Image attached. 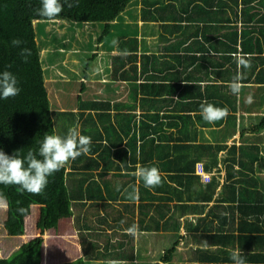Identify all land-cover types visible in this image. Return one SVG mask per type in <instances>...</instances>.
<instances>
[{
  "label": "trees",
  "instance_id": "1",
  "mask_svg": "<svg viewBox=\"0 0 264 264\" xmlns=\"http://www.w3.org/2000/svg\"><path fill=\"white\" fill-rule=\"evenodd\" d=\"M143 1L141 8L147 16L154 17L153 12L158 11L164 16L169 11V8L171 15L182 14V20H176L177 24H175L179 29L182 23H185L186 27H191L195 24L200 26L201 21L206 20L201 19L202 16L198 7L202 9L201 7L205 4L220 6L225 15H219L218 19H222L221 26L224 28H230L231 21H235L236 18L242 19L245 24L259 23L258 25H246L248 29L245 27L242 30L241 39H246L247 41H244V44L248 43L250 45L249 49H246L243 44L242 50L245 52L248 50V52H251L250 54L262 52L264 47V0H233V3L231 2L232 0H187L183 4V8L176 7L172 3H167V7H165L163 0ZM133 2L134 0H60L63 10L54 21H47L37 14V9L41 7L40 0H0V73L5 71L12 73L18 81L17 86L20 88L19 95L8 99H0V126L6 129L32 127L34 131L37 130L41 135L44 134L46 136L47 132L50 134L55 132L56 135L61 137L66 136L69 128L78 126L82 135L91 137L89 153L86 155L82 154L75 160L70 161L72 170L68 172L70 180L69 185H67L68 196L77 208L76 226L79 236H81L83 255L75 260L63 261L59 264H116L121 261L138 259L134 249L131 254L123 251V249L119 250L122 247H126L125 242H123L124 239L119 241L121 242L120 246L112 244L116 240L113 239V232H117L120 228L121 223L119 221H122L123 216L121 211H119L120 215L116 216L114 214L113 207H117L111 204L112 201L117 198L120 199L121 195V205L125 211L132 213L133 217L135 208L138 207L141 215H143L139 221L146 230H152L154 227L157 228L156 230H161L162 228L174 226L175 230L178 231L179 225L174 220L177 212L184 214L191 210H198L200 205L195 201L199 200L201 192L206 191L205 200H209L208 198H212L217 188V182L211 181L212 176L210 178L211 182L208 181L207 185L200 181L202 177L198 174V165L201 163L203 169L207 172H212L211 169L216 166L218 173H220L221 163L219 160L222 158V164L226 168L228 178H231L234 170L237 157L236 145L227 148V145L223 143L209 144L198 142L196 139L197 127L191 125L188 121L191 118L190 116L182 113L184 111V108L182 109L184 103L182 97L174 100L175 95H164L169 93L166 86H173L172 83L137 84L138 65L136 62L127 64L125 69L120 71V67H117L116 64V59H120V53L116 55L111 51L108 60H106L107 53H100L101 49H114L113 45L104 47V36L110 34L111 30L119 24V18ZM152 7H154L153 12H151ZM212 11L208 10L206 22L209 24L205 23L206 26L202 29L210 28L209 25L213 19ZM240 14L242 18L239 17ZM258 14H260V17L256 18ZM52 22L59 25L60 30L67 29L68 24L74 26L69 38H67L65 33H60L59 29L46 32L44 24ZM88 22H101L105 25L103 33L105 35L103 36L102 34L97 37L99 49H93L92 61L96 60L97 63L104 62L106 69L107 66L114 65L112 69L114 79L126 80L130 83L122 89L121 87L125 83L117 82V88L114 90L109 87V83L103 88L104 95L90 98L88 96L87 98V96H83L87 95L84 93L86 89L94 88V85H97L96 87L101 85L95 81L87 85L89 80H86L84 75H81V73L88 74L89 66L85 67L82 71H79L80 76L76 75L78 73L72 76L73 80L71 83H73V86L71 87V93L73 90L79 91L77 88L79 83L82 85L76 95L75 104H73L74 100L68 101V105L65 103L66 106L64 107L63 105L57 106L58 103L56 102L55 109H52L53 103L46 85L47 75L49 74L51 78L54 77L56 80L54 84L58 88L62 87L57 80L60 76L64 78L66 76L58 75V73L60 74V69H64L66 73L72 71L73 60L68 63L63 62L67 56V51H71L72 55L80 52L77 24L82 25ZM39 27L44 32H39L37 30ZM48 29L50 30V28ZM233 31L238 32L234 27ZM115 33L116 35L118 34L115 42L116 47L120 42L121 33ZM241 39L239 42L242 43ZM13 40H18L21 43L19 46H14L12 44ZM65 40H69V42L67 43ZM238 40L237 33L231 36L229 31L225 36L218 39L219 42L213 41V39L209 42H213L212 44L221 43L230 47L232 46L231 43L237 44ZM44 45L46 46L44 47ZM130 48H134V46ZM22 50H27L26 59L21 55ZM43 50L49 52L45 56L46 58H44L42 53ZM72 55H69V57ZM126 55L127 61L129 59L133 61L136 58L134 53ZM62 56L64 57L61 58ZM121 61L124 62L123 59ZM257 67L258 64L255 63L253 67L254 74ZM120 75L123 79L119 78ZM67 76L69 75L67 74ZM151 77H154V75H151ZM254 80H264V69H260L255 74ZM139 92L155 94L141 95L143 104L149 98L153 100L159 97L167 98L168 102L164 104V108L167 110L178 109L175 116L178 119L175 121L165 117L168 119L167 121L162 119L159 122L160 111L163 109H159L154 113H145L141 119H137L134 108L137 106L136 101L139 99L137 98ZM198 96L202 95H192L191 97L196 98ZM171 103H174V105ZM151 106L153 107V105ZM169 106L172 109H168ZM50 113H52L53 119L48 117ZM182 119H186L185 126H180ZM171 123L174 127H177L176 135L168 130L172 129L169 126ZM34 135L40 137L37 133H34ZM154 135H158V139ZM183 135L185 136L183 137ZM172 140H174L173 143ZM194 144L196 146H193ZM193 148L199 149V151L192 153L191 149ZM211 148L214 149V154L216 155L215 157L213 155L214 158L212 157L208 163H204L205 165L202 161H197L198 158H203L206 152L211 151ZM225 148H227L226 152L220 156L219 152ZM244 151L245 149L242 148V152ZM92 153H96V155ZM137 166L155 167L161 177V184L152 189L146 188L141 180L137 184V178L133 175ZM131 169H133V172H130ZM234 171L243 172L242 169ZM60 173H65V167L60 170ZM75 176L77 177L76 179L74 178ZM124 177L131 178L123 182L122 178ZM130 179L132 180L130 181ZM224 190L228 193V198L235 201V187L232 186V183L226 184ZM198 193L199 195L197 196ZM0 198L7 202V215L3 222V227L7 234L10 236L22 235L21 237L26 238L28 236L26 234V218L31 214L32 207L26 202L25 192L21 193L18 191L15 185L6 186L0 184ZM156 204L168 208L174 205L173 207L177 210L170 216L166 212L163 215L158 211L160 209L155 206L156 214L159 212L158 217H164L161 225V219L159 220L156 215L151 214V208ZM100 206L105 209L107 206L108 208L111 207L112 210L110 212L113 216H109V214L104 212L100 215ZM21 209L24 211L21 212ZM91 210L96 212L91 214L95 215L98 225H94L89 221ZM54 216L55 207L51 205L45 217L46 226L52 223ZM148 216L149 219L147 220L146 217ZM218 216L221 219L225 218L224 221L230 224V227H228L229 234L227 240L223 242L224 247L220 250L219 256H217L215 250L207 251L210 253L204 256V264H212L216 260H220V264H233L230 259V250L227 248L236 237L233 233L234 226H232L235 225L236 219L232 217L231 222V218L227 221V217ZM203 220V218H199L198 222L200 223ZM199 223L193 228L195 231L200 229V232L197 231L199 233L196 234L199 238L204 237L202 239H205L207 232L200 235L201 226ZM239 224L241 228L239 227L240 229H238L236 227L235 229L239 231L238 238L243 246H264L262 236L247 233V229L252 224L247 223L245 219L244 222L240 221ZM134 225L135 222L130 226ZM215 237L217 236L212 235L211 238ZM43 242L42 236H34L24 241L9 256L0 257V264H42ZM176 244L177 242L164 252L163 258L167 262L172 260ZM131 245L133 244L131 243ZM116 252L119 253L115 254ZM263 255L264 253L261 252H249V255L242 253L244 260L253 259L257 264H262L264 261ZM104 258L113 260L102 262Z\"/></svg>",
  "mask_w": 264,
  "mask_h": 264
},
{
  "label": "crops",
  "instance_id": "2",
  "mask_svg": "<svg viewBox=\"0 0 264 264\" xmlns=\"http://www.w3.org/2000/svg\"><path fill=\"white\" fill-rule=\"evenodd\" d=\"M146 1L157 0H144L143 2ZM186 1L187 0H163V3H165V7H167V3H172L176 7L183 8V4L186 3ZM231 2L233 3V0ZM134 6L140 8L135 17L141 31L134 34L135 30L137 31L138 29V25L136 24L137 26L134 27L132 32H127V34L123 31L120 32L122 36H120V42L114 49L109 50V53L112 51V53L116 55L120 53V59L124 60V62H122L117 58V67H120V71H123L127 64L136 62L138 65L137 74L135 73L137 75V84L150 83L156 85L155 83H172L173 86H166L169 93L164 95H175L174 100L182 97L184 101L182 105L184 111H182V113L190 116L191 118L188 121L191 125L197 127L196 139L198 142L209 144L223 143L227 145V148L236 145L237 157L234 170L238 171L242 169L243 172L239 173L233 170L231 178H228L226 168L222 164V158H220V173H218V168L216 166L211 169L213 173L209 172L212 175L211 181L217 182L214 195L212 198H208L209 200H205L207 192H201L202 194L199 200L195 201L200 205L198 210H191L184 214L177 212L174 220H176L175 222L179 225L178 231L175 230L174 226L165 229L162 228L161 230H156V227L152 228V230H146L139 221L143 215H141L138 207L135 208L134 211L135 218L132 216V213H130V216L127 215L126 217L123 213L124 211L117 208L123 215L122 224L117 232H113V237L117 236L123 238L125 240L123 241L125 242V246L136 237L134 242L138 243V245L140 244V248L144 249L140 255L151 254V256L148 257H151V261L154 263L204 264V256L210 253L207 251L215 250L217 256H219L220 250L224 247L223 242L227 240L229 234L228 227H230V224L224 221L225 218H219L218 215H220L222 217H227V221L231 218L232 222V217L236 219V222H234L235 225H232L234 226L233 233L236 237L227 248L228 250L239 248L244 255H249V252L264 253V246H243L238 238L239 231L235 229L236 227L240 229L239 222H244L245 219L247 223L252 224V226L247 229V233L262 236V242L264 243V80H254L255 74L259 72L260 69H264V47L262 52L250 54L251 52H248V50L247 52L242 50V45L244 41L247 40L241 39L242 30L245 29V27L248 29L246 25H258L259 23L253 22L252 24H245L242 19L236 18L235 21H231L230 28H224L221 26L222 19H218L219 15H225L220 6L205 4L201 7L202 9L199 7L198 9L202 16L201 19L203 20H207L208 10H213V19L210 22V28L202 29L206 24H209L205 20L201 21L199 24L200 26L195 24L194 26L186 27V24L182 23L179 29L175 24H177L176 20H182V14L171 15L169 8V11L163 16L159 11L153 12L154 7H152L151 12H153L155 16L150 17L143 13L141 8L142 0H138V3ZM239 17L242 18V15L240 14ZM259 17L260 14L256 16V18ZM233 27L236 28L238 32L233 31ZM229 31L231 36L237 33L239 37L237 44L231 43L230 41L232 46L228 47L221 43L212 44L213 42H209L211 39H213V41H218L220 37L225 36ZM240 39L243 41L242 43L239 42ZM244 45L246 49H249L250 45H248V43ZM131 46H134V48H130ZM207 47L209 48L207 49ZM107 50L108 49H101L100 53H107ZM128 53H134L136 58L133 61L130 59L127 61L126 54ZM237 55L247 60L250 66L238 68L236 59L234 58ZM255 63L258 64V67L254 74L253 67ZM105 66L106 64L104 62L97 63V61L94 60L93 66L89 67L87 70L88 74H84L86 80L92 77V81L103 84L94 91V94L104 95L103 88L109 83V87H112L113 90L117 88V82L125 83L122 85V89H124L125 85L130 83L126 80H115L112 70L114 65L107 66V69ZM59 72L60 75L67 76V74L62 71ZM237 72L242 73L241 83L243 84L238 96L231 94L230 89L227 87L228 83ZM151 75H154V77H151ZM250 77L252 78L250 79ZM119 78L123 79L121 75ZM92 89L94 88L91 87L85 91H92ZM137 95H139L137 97L139 99H137V106L134 108L137 119H141L145 113H154L159 109H163L160 111L159 122L162 119L166 121L168 119H174L175 121L178 119L175 117L177 115L176 110L178 109L167 110L164 108V104L168 102L167 98L159 97L154 100L149 98L145 101L146 103L143 104L141 95L155 94L139 92ZM178 95L181 96L178 97ZM192 95L202 96L194 98L191 97ZM164 99L165 101L163 102ZM199 99L202 100V102H200ZM189 101L194 102L189 103ZM202 103L211 104L218 108H226L228 110L227 117L215 123L205 122L200 115V106ZM171 104L174 105V103ZM151 105H153V107ZM168 109H172V107L169 106ZM165 117H168V119ZM185 124L186 119L182 121L180 126H185ZM169 126L172 128L168 129L169 132H174L176 135L177 127H174L172 123L169 124ZM184 136L185 135H183V137ZM154 137L158 139V135H154ZM173 142L174 140H172V143ZM195 143H197V141H195ZM193 146L196 145L194 144ZM227 148L222 149L219 155H223ZM242 148L245 149L244 152H242ZM191 151L192 153H196L199 149L193 148ZM92 154L96 155V153ZM213 155L214 157L216 156L214 154V149L211 148V151L206 152L204 157L198 158L197 161H202L203 164L208 163ZM130 172H133V169H131ZM131 180L132 179H130V181ZM200 181L204 185L209 183L202 179ZM136 183L139 184L138 179H136ZM231 183L232 186L235 187V201L228 198L229 195L225 192L226 190H224L225 185ZM198 195L199 193L197 196ZM108 201L111 202L109 199ZM120 202H122L121 195L120 199L117 198L112 201L111 204L117 207L118 204H121ZM155 206L160 209L158 211L163 215L166 212V214L170 216L177 210L173 207L174 205L168 208L156 204L151 208V214L156 215V217H158L159 212L156 214ZM102 209L106 214L110 211V207L108 208V206L106 209L103 207ZM163 218L164 217L161 216L160 218L158 217L159 220L161 219V225L163 223ZM199 218H203L204 220L199 223ZM146 219L148 220L149 216L146 217ZM119 222L121 223V221ZM133 222H135L134 226L136 227L135 235L127 234L125 230L132 227L130 225H132ZM197 223L201 226L200 235L207 232L205 239H202L204 237L199 238L197 236L196 233H199L200 229L197 230L199 231L197 232L193 228ZM169 231L177 232L180 235L173 243L174 245L177 242L176 248L173 251L172 260L167 262L166 259L163 258V254L167 249L163 251V254L160 252L155 254V252L157 247L161 244V241L164 240V234ZM149 234L151 235L149 236ZM212 235H216L217 237L211 238ZM135 248H137V246ZM136 251L137 249H135L134 252L136 253ZM181 251L185 252L181 253ZM139 258L140 257L135 261L139 260ZM262 258H264V255ZM75 259L76 258L73 260ZM103 260L104 262H109L113 259L106 258ZM245 261L247 264H257L253 259H245ZM121 263L122 261L119 262V264ZM220 263V260H216L212 264ZM262 264H264V261Z\"/></svg>",
  "mask_w": 264,
  "mask_h": 264
},
{
  "label": "rangeland",
  "instance_id": "3",
  "mask_svg": "<svg viewBox=\"0 0 264 264\" xmlns=\"http://www.w3.org/2000/svg\"><path fill=\"white\" fill-rule=\"evenodd\" d=\"M138 3V0H134L133 4L128 7V9L121 15L119 18V24L116 25L110 32V34H103L105 25L101 22H88L84 24H77L78 25V31H77V37L80 38V52L77 54L72 55L71 51H67V56L65 60H63L64 63H68L69 61H72V66L69 73H66V71L62 68L60 71H62L65 74H68L69 76L59 77L57 82L59 83L61 88H58L54 83L55 79L54 77L51 78L50 75H47V82L46 85L49 90V95L52 100L53 106L52 109H55V103L57 102V106H66L68 105V101L74 100L73 104H75V100L77 99L76 95L79 93L81 84L79 83L77 85L78 92H75V90L71 93V87L73 86V83L71 81L73 80V75L76 74L77 76H80L79 71H82L85 67H92L93 66V49H99L97 37H100L102 34L104 36L105 46L109 47L113 45L115 47V42L117 40L118 34L116 35L115 32H121L123 31L125 34L127 32H132L134 27L137 26V19L136 15L138 14L137 11H139V7H134V5ZM136 12V13H135ZM137 24V25H136ZM146 25V24H144ZM74 26L67 25V29L60 30V26L56 23H45L44 28L45 31H54L55 29H59L63 34L65 33L67 38L71 35V30ZM50 28V30L48 29ZM66 28V27H65ZM39 32L41 31V27L37 29ZM141 28L138 25V29L136 32H140ZM62 34V35H63ZM67 43L69 40H65ZM46 45H44L45 47ZM103 48V47H102ZM106 54V60L109 59L110 53L109 50H107ZM44 58L47 56L49 52L47 50L42 51ZM69 55H72L69 57ZM62 56L61 58H63ZM57 71V70H56ZM75 71V72H73ZM86 73H81V75H84ZM58 75H60L58 73ZM49 78V80H48ZM81 81V80H80ZM92 83V77L89 78V81L87 82V85ZM103 85V84H100ZM108 85V84H107ZM97 85H94V89L92 91H84L87 95L83 96H101V95H95L94 91L98 88ZM75 93V95H74ZM70 94L69 96H67ZM70 97V98H69ZM66 103V105H65ZM46 117V114H45ZM50 119H53L52 113L48 116ZM34 133L40 135V137H36ZM46 135H56L54 133L47 132ZM45 135H41L37 130L34 131L32 127L25 128V129H17V128H11L6 129L3 126H0V150H3L8 155H17L21 158L25 157L29 151H32L34 154L38 153L40 144L42 140L44 139ZM39 159L40 157L37 156ZM71 163L69 162L68 165L65 166V173L56 172L54 175L48 177V184L44 191L39 194H30L28 192H25V199L27 204L31 205L32 212L30 215L27 216V227H26V234L30 233V237L23 238L21 236H10L7 234V231L3 227L4 219L7 215V202L0 198V257H6L9 256L10 253L14 249H16L21 243L24 241L29 240L30 238L34 236H42L44 239L43 242V261L42 264H59L63 261H69L73 260L74 258L80 257L83 255V249H82V242H81V236H79V232L76 226V219H77V208L74 206L72 201L70 200L68 196V188L67 185H69V178L68 172L72 170ZM202 174V172H200ZM208 173V172H207ZM203 175V174H202ZM77 178L76 176L74 177ZM73 179V177H72ZM129 178H122V181H125ZM209 179V178H207ZM206 179V180H207ZM53 205L55 207V216L52 221V223L48 226L45 224V217L48 214L49 207ZM118 209L124 211V215L130 216L131 214L124 210L123 206L121 204H118ZM117 208L113 207L114 214L119 215V210ZM101 212L100 215L103 214L102 206H100ZM99 209V210H100ZM110 210L112 208L110 207ZM79 211V210H78ZM94 211L91 210L89 221H91L94 225H98V222L96 223L95 215L91 214ZM96 213V212H94ZM107 214L109 216H113L112 213L109 211ZM135 218V214H134ZM134 220V219H132ZM122 224V221H121ZM118 231V230H117ZM151 234H149L150 236ZM179 233L174 231H169L168 233L164 234V240L161 241V244L159 247H157L155 254H158L159 252L163 254V251L165 249H169L172 247L174 241H176L179 237ZM113 239H116L112 244H115V246H120L123 238L115 236ZM134 239L136 240V237L133 238V240L124 248H120L119 250L123 249V251H126L127 253L131 254V252L136 251V256L139 257V255L143 252L144 249L140 248V244L134 242ZM125 241V240H124ZM131 243L133 245H131ZM137 246V248H135ZM131 247V248H129ZM139 248V249H138ZM178 251V250H177ZM120 252V251H119ZM119 252H116L115 254H118ZM185 251H181V253H184ZM178 253V252H177ZM147 254V253H145ZM176 255V254H175ZM148 256H151L149 254ZM140 255L139 260L135 261H122L121 264H156L151 261V257ZM106 259V258H104ZM100 261H102L100 259ZM104 262V260L102 261ZM119 264V263H116Z\"/></svg>",
  "mask_w": 264,
  "mask_h": 264
},
{
  "label": "clouds",
  "instance_id": "4",
  "mask_svg": "<svg viewBox=\"0 0 264 264\" xmlns=\"http://www.w3.org/2000/svg\"><path fill=\"white\" fill-rule=\"evenodd\" d=\"M40 2L41 7L37 9V14L47 21H54L63 10L60 0H40ZM20 43L18 40L12 41L14 46H19ZM26 52L27 50L21 51V55L25 59L27 58ZM234 58L238 68L250 66L247 60L238 55ZM241 81L242 73L237 72L227 85L231 94L239 95L243 87ZM17 84L18 81L12 73L7 71L0 73V99H8L19 95L20 88ZM200 115L205 122L215 123L218 120L225 119L228 115V110L202 103ZM90 144L91 137L82 135L78 126H74L69 128L64 137L46 135L36 154L29 151L25 157L21 158L14 154L8 155L3 150H0V184L6 186L15 185L21 193L28 192L39 195L46 188L48 177L63 169L70 161L75 160L82 154H88ZM37 156L40 158L38 159ZM198 174L202 177L200 172ZM133 175L138 180L143 181L144 186L149 189L158 187L161 184V177L155 167L137 166ZM20 211L23 212L24 210L21 209ZM125 231L127 234L135 235L136 227L132 226ZM29 234L28 238L30 237ZM230 259L233 264H246L239 248L230 250Z\"/></svg>",
  "mask_w": 264,
  "mask_h": 264
},
{
  "label": "built area",
  "instance_id": "5",
  "mask_svg": "<svg viewBox=\"0 0 264 264\" xmlns=\"http://www.w3.org/2000/svg\"><path fill=\"white\" fill-rule=\"evenodd\" d=\"M198 172H202V174H203L202 177H203V179H204L205 181H210L211 173H209V172H208V173L205 172L201 163L198 165ZM207 178H209V179H207ZM206 179H207V180H206Z\"/></svg>",
  "mask_w": 264,
  "mask_h": 264
}]
</instances>
